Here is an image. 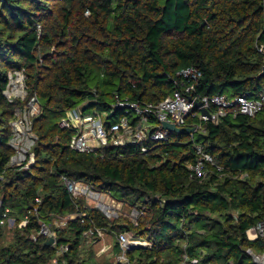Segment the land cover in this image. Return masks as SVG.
<instances>
[{
	"label": "trees",
	"instance_id": "trees-1",
	"mask_svg": "<svg viewBox=\"0 0 264 264\" xmlns=\"http://www.w3.org/2000/svg\"><path fill=\"white\" fill-rule=\"evenodd\" d=\"M262 45L264 0H0V241L13 221L11 241L0 242V264H49L64 245L68 264H98L93 247L100 239L83 247L90 227L113 238L111 262L119 254L115 235L127 232L151 243L130 251V264H181L184 255L196 264H254L246 250L264 245L249 242L246 231L264 220V109L254 117L227 113L193 141L171 134L146 144L145 154L133 144L76 153L73 130L58 123L86 103L82 112L95 106L116 122L117 101L157 104L182 92L185 69L200 73L190 96L255 97L264 89V78L256 79ZM20 68L42 109L26 170L8 166L19 102L3 96L8 73ZM196 145L214 161L205 164L204 179L190 170ZM62 177L135 209L136 225L73 200ZM81 214L88 220L81 223ZM62 220L65 227L56 228ZM39 222L56 232V247L32 240Z\"/></svg>",
	"mask_w": 264,
	"mask_h": 264
},
{
	"label": "built area",
	"instance_id": "built-area-1",
	"mask_svg": "<svg viewBox=\"0 0 264 264\" xmlns=\"http://www.w3.org/2000/svg\"><path fill=\"white\" fill-rule=\"evenodd\" d=\"M39 30V27H38ZM259 52H264V45L260 46ZM189 85L181 91H175L170 96L164 98L157 104L128 103L117 101V107L120 108L116 122L105 120V116L94 114L92 118H87L79 109H73L66 113L65 117L60 119L58 127L61 129L73 130V135L69 141V148L79 154L97 153L102 147L107 145L113 147H123L126 145H140V152H148L146 144L159 145L169 140V133L162 130V123L174 124L177 128H192L194 131L189 133L190 141L194 140V134L203 133V125L206 123L217 124L221 117L230 113L232 116L245 115L254 117L264 109V89L255 97L238 96L228 98L226 95L218 94L213 96H190L194 90L200 73L195 69H185L179 74ZM28 77L25 69L20 68L8 73L7 85L3 91V96L9 103L19 102L14 110V117L10 122L11 135L9 146L13 150L8 166L20 170H26L34 164L35 155L33 148L37 142V137L33 131L34 119L40 115L42 109L36 93L29 94ZM200 102L202 108L209 113V117L201 114L199 109L195 108V103ZM134 118V122L132 120ZM154 120L155 126L152 129L150 121ZM152 129V130H151ZM185 134V133H183ZM198 158L190 170L198 179H204L207 175L205 164L214 165L213 159L203 152L201 146L195 147ZM66 189L73 200L84 198L109 221L118 218H127L133 225H136L140 215L135 209H129L130 213H124L125 206L111 199L107 194L95 191L92 187L81 182H72L62 177ZM38 202V200H36ZM69 220L75 219L71 215ZM88 218L81 214V223ZM66 221L59 225H65ZM22 226L26 221L21 222ZM39 232L32 236V240L37 237H44L46 240L53 239L51 247H56L58 238L56 232L49 225L38 223ZM58 228V227H57ZM104 231L96 227H90L83 231L84 241H90L93 237L104 238ZM118 243L119 254L115 256L111 264H130L127 254L138 248H151V243L145 239L133 237L127 232H121L115 235ZM246 239L249 242L260 240L264 245V220L259 221L252 228L246 231ZM106 247L102 248L103 252ZM109 248L106 250L108 251ZM68 251V246H60L56 250L55 256L49 264H68L63 258L64 253ZM254 264H264V250L260 253L251 249L246 250ZM196 260H189L186 255L181 264H196Z\"/></svg>",
	"mask_w": 264,
	"mask_h": 264
},
{
	"label": "rangeland",
	"instance_id": "rangeland-1",
	"mask_svg": "<svg viewBox=\"0 0 264 264\" xmlns=\"http://www.w3.org/2000/svg\"><path fill=\"white\" fill-rule=\"evenodd\" d=\"M97 113V115H102L103 116V114L101 113V112H99V110L97 109V107H95V106H93V107H90V108H88L85 112H83V115H85L87 118H92V116L94 115V114H96ZM199 132H197V133H195L194 134V138L197 136V134H198ZM186 135V137H189V135L188 134H185ZM190 138V137H189ZM124 213L125 214H129L130 212V210L129 209H127L126 207L124 208ZM60 222H65V220H62V221H60ZM60 222H57V221H55V223H54V225H55V227L57 228H60V229H62V228H64L65 227V225H66V223H65V225H63V226H61V225H59L60 224ZM13 227V221H8V223H7V227L5 228V237L3 238V240L1 239V244H7L8 242H10L11 241V232H10V229ZM110 242H113V238L112 237H108V235H104V238L103 239H100V240H98V241H96L95 242V244H94V247H93V249H94V251H95V260L97 261V263L98 264H102V258H100V259H97L98 258V256H99V252H100V250L102 249V247L104 246V245H106V244H110ZM90 242H88V244H89ZM261 251H259L258 253H260ZM106 263V262H105ZM104 262H103V264H105Z\"/></svg>",
	"mask_w": 264,
	"mask_h": 264
},
{
	"label": "water",
	"instance_id": "water-1",
	"mask_svg": "<svg viewBox=\"0 0 264 264\" xmlns=\"http://www.w3.org/2000/svg\"><path fill=\"white\" fill-rule=\"evenodd\" d=\"M264 78V68H262L261 72L259 73L258 76H256V79H261ZM91 103H86L82 107V111L85 110L88 106H90ZM195 108L199 109L202 115L209 117L208 111H206L204 108H202V104L200 102L195 103ZM162 130H166L171 134L175 135H182L183 133L189 134L194 131L192 128H177L174 124H169V123H162L161 124ZM53 239L49 238L48 240L45 241V245L51 246L53 244Z\"/></svg>",
	"mask_w": 264,
	"mask_h": 264
},
{
	"label": "crops",
	"instance_id": "crops-1",
	"mask_svg": "<svg viewBox=\"0 0 264 264\" xmlns=\"http://www.w3.org/2000/svg\"><path fill=\"white\" fill-rule=\"evenodd\" d=\"M85 245H88V241H84L83 247H85ZM104 247H106V250L109 248V250L108 251L104 250L103 252L100 250L99 256L97 259H100L103 257L101 260L102 264H103V262L104 263L106 262L105 264H109L111 262V258H112V246H111V244H106L102 248H104Z\"/></svg>",
	"mask_w": 264,
	"mask_h": 264
}]
</instances>
